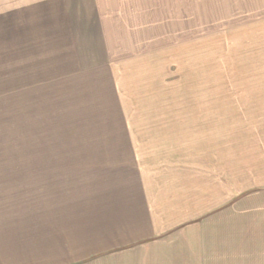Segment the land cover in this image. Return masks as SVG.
<instances>
[{
  "label": "crops",
  "instance_id": "0c3cea01",
  "mask_svg": "<svg viewBox=\"0 0 264 264\" xmlns=\"http://www.w3.org/2000/svg\"><path fill=\"white\" fill-rule=\"evenodd\" d=\"M3 1L10 0H1L2 12L14 14ZM18 1L31 8H17V16L34 19L9 31L12 34L4 40L37 42L39 36L62 33L65 47H58L57 40L53 45L47 40L46 47L65 50L55 55L64 54L69 65H76L67 69L75 81L94 72L87 67L90 57L100 63L97 76L113 69L115 34L121 33V26H127V32L135 26L131 0ZM41 2H47V8L36 9ZM84 48L91 54L88 50L83 55ZM248 75L252 77L219 74L230 77L233 85L174 90L170 96L177 102L165 95L144 121L108 124L105 128L122 131L97 138L95 168L54 175L65 177L68 185L60 196L50 195L48 202L59 209H82L77 243L68 224L50 232L46 246L37 234L28 236L21 218L22 196L17 193L22 191L3 186L0 264H215L210 258L222 257L227 246L229 253L228 241L235 240L227 231L226 214L248 192L264 193V160L258 154L264 157V87H252L245 80ZM221 225L226 233H219ZM86 232L93 237L88 239ZM259 234L242 238L248 242L242 244L248 252L245 257L256 262L264 258V236Z\"/></svg>",
  "mask_w": 264,
  "mask_h": 264
},
{
  "label": "rangeland",
  "instance_id": "374dc122",
  "mask_svg": "<svg viewBox=\"0 0 264 264\" xmlns=\"http://www.w3.org/2000/svg\"><path fill=\"white\" fill-rule=\"evenodd\" d=\"M3 4L14 14L6 16L0 0V189L22 191L17 193L23 200L24 228L28 236L37 234L44 246L51 243L50 232L66 224L74 240L77 237L74 243L80 240L82 209H59L57 203L48 202L50 195L60 196L68 185L65 177L54 175L95 168L97 138L122 131L105 128L108 124L144 121L147 111L160 105L165 95L177 102L170 96L174 90L233 85L230 77L226 80L219 74L249 73L252 77L245 80L251 86L264 87V0H131L135 26H129V32L121 26V33L115 34L114 68L102 70L99 77L95 73L100 72L96 71L100 63L90 57L87 67L94 72L76 81L67 71L76 65H69L64 54L55 55L65 50L46 47L47 40L65 47L62 33L39 36L37 42L4 40L12 34L9 31L32 24L34 18L17 16V8H31L28 2ZM46 4L41 2L36 9L44 10ZM88 50L84 48L83 55ZM263 202L264 193L248 192L234 203L225 221L230 222L227 231L235 240L228 241L229 253L227 246L222 257L210 260L264 264V258L256 262L245 257L248 252L242 245L248 243L242 239L246 233L264 236ZM70 210L72 215L66 218ZM220 227L219 233L227 232ZM86 234L89 239L92 232Z\"/></svg>",
  "mask_w": 264,
  "mask_h": 264
}]
</instances>
